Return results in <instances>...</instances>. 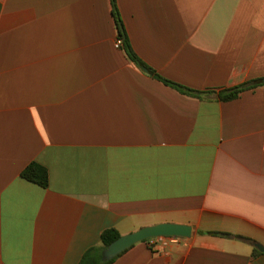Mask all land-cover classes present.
<instances>
[{"label": "crops", "instance_id": "1", "mask_svg": "<svg viewBox=\"0 0 264 264\" xmlns=\"http://www.w3.org/2000/svg\"><path fill=\"white\" fill-rule=\"evenodd\" d=\"M117 5L150 72L117 47L111 0H0V264H79L106 229L161 223L192 237L113 264H264V82L222 102L153 74L200 91L264 80V0ZM33 162L48 188L21 177Z\"/></svg>", "mask_w": 264, "mask_h": 264}, {"label": "trees", "instance_id": "2", "mask_svg": "<svg viewBox=\"0 0 264 264\" xmlns=\"http://www.w3.org/2000/svg\"><path fill=\"white\" fill-rule=\"evenodd\" d=\"M112 1V7H113V16L116 21V25L118 28L119 36L123 40V45L128 53V56L130 59L135 62L137 65L141 66L143 69L149 70V67L137 56V54L133 51L127 37L126 33L123 27L122 19L120 16V12L117 5V0H111ZM154 77L162 82H164L166 85L173 87L180 91L183 94L196 97L200 100L205 99L209 96H215L218 100L222 102H228L237 99L243 92L248 91L250 89H253L260 85L257 83L258 81H255L256 84H252L251 82H247L245 84H242L237 87L229 88V89H220L219 91H216L214 89L206 90V91H200L191 89L188 87H185L183 85H180L178 83H175L173 81H170L153 71ZM21 177L31 183L37 184L41 186L42 188H48L50 183V173L46 166L42 165L38 162H33L30 165H28L24 171L21 174ZM209 235L213 236H222L227 238H238V239H244V240H250L249 238L242 236V235H235L228 232H215L210 231L207 232ZM121 234L118 232L115 228H109L103 231L101 235V245L90 248L82 257L79 264H113V262L121 256L122 254L118 255L116 258L111 259L109 261H104L102 253L103 251L115 240H117ZM150 240H145L144 242H149ZM255 255L258 254H264L261 253L258 249L254 252Z\"/></svg>", "mask_w": 264, "mask_h": 264}, {"label": "water", "instance_id": "3", "mask_svg": "<svg viewBox=\"0 0 264 264\" xmlns=\"http://www.w3.org/2000/svg\"><path fill=\"white\" fill-rule=\"evenodd\" d=\"M147 70V69H146ZM148 72H150L148 70ZM264 80H258L257 83H263ZM193 227L190 225L176 223H161L158 225L147 226L139 229L136 232L121 235L117 240L112 242L102 253L103 260L109 261L122 254L132 246L142 241L162 237V236H178L182 238H191ZM256 247L264 252V246L257 243Z\"/></svg>", "mask_w": 264, "mask_h": 264}, {"label": "built area", "instance_id": "4", "mask_svg": "<svg viewBox=\"0 0 264 264\" xmlns=\"http://www.w3.org/2000/svg\"><path fill=\"white\" fill-rule=\"evenodd\" d=\"M123 40L119 38L117 41V47L122 46ZM149 245L152 249H166L172 246L180 245L183 241L182 237L178 236H162L149 239Z\"/></svg>", "mask_w": 264, "mask_h": 264}]
</instances>
